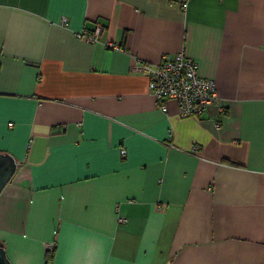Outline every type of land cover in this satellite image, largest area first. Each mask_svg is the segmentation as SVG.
I'll use <instances>...</instances> for the list:
<instances>
[{
    "label": "crops",
    "instance_id": "0c3cea01",
    "mask_svg": "<svg viewBox=\"0 0 264 264\" xmlns=\"http://www.w3.org/2000/svg\"><path fill=\"white\" fill-rule=\"evenodd\" d=\"M178 51L201 114L131 69ZM0 151L12 264H264V0H0Z\"/></svg>",
    "mask_w": 264,
    "mask_h": 264
},
{
    "label": "built area",
    "instance_id": "2783aa9c",
    "mask_svg": "<svg viewBox=\"0 0 264 264\" xmlns=\"http://www.w3.org/2000/svg\"><path fill=\"white\" fill-rule=\"evenodd\" d=\"M100 32L101 26L95 25L90 30L81 28L76 35L89 41H97ZM105 44L114 49L121 48L120 45L111 41ZM131 69L146 73L148 90L161 111L166 110L167 100H173L179 116L198 115L217 101L214 79L201 76L198 73L196 61L183 51L174 54L163 53L161 60L154 64L137 60ZM218 105H223L219 99ZM120 153L124 154L125 150L121 148Z\"/></svg>",
    "mask_w": 264,
    "mask_h": 264
},
{
    "label": "water",
    "instance_id": "95a60500",
    "mask_svg": "<svg viewBox=\"0 0 264 264\" xmlns=\"http://www.w3.org/2000/svg\"><path fill=\"white\" fill-rule=\"evenodd\" d=\"M14 157L7 152L0 151V192L16 170ZM0 264H12L7 257L3 242L0 240Z\"/></svg>",
    "mask_w": 264,
    "mask_h": 264
},
{
    "label": "trees",
    "instance_id": "16d2710c",
    "mask_svg": "<svg viewBox=\"0 0 264 264\" xmlns=\"http://www.w3.org/2000/svg\"><path fill=\"white\" fill-rule=\"evenodd\" d=\"M48 261V256L45 258V262H47Z\"/></svg>",
    "mask_w": 264,
    "mask_h": 264
}]
</instances>
